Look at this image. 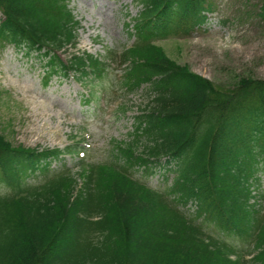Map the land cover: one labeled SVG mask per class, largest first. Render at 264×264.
I'll list each match as a JSON object with an SVG mask.
<instances>
[{
    "label": "trees",
    "instance_id": "1",
    "mask_svg": "<svg viewBox=\"0 0 264 264\" xmlns=\"http://www.w3.org/2000/svg\"><path fill=\"white\" fill-rule=\"evenodd\" d=\"M69 2L0 0V46L43 57L44 86L71 73L89 88L122 66L120 89L146 87L148 100L133 143L105 162L80 159L79 178L57 164L75 148L15 147L0 136V264H264V79L215 87L155 44L197 31L210 3L136 0L128 48L62 60L77 45ZM259 11L264 20V0ZM162 159L173 178L161 190L132 177Z\"/></svg>",
    "mask_w": 264,
    "mask_h": 264
},
{
    "label": "rangeland",
    "instance_id": "2",
    "mask_svg": "<svg viewBox=\"0 0 264 264\" xmlns=\"http://www.w3.org/2000/svg\"><path fill=\"white\" fill-rule=\"evenodd\" d=\"M207 1L210 12L203 26L188 37H169L156 45L169 60L215 87L232 88L240 78L264 79L261 0ZM70 7L79 22L77 45L60 51V59L83 52L103 58L107 52L119 54L131 45L127 24L140 9L136 0H70ZM44 63L34 53L0 46V136L15 147L75 148L76 154H65L60 163L79 178L80 158L105 162L115 147L133 143L134 117L148 100L146 89L129 94L120 89L117 79L123 67L116 64L89 88L70 77H54L44 87ZM88 90L91 101L84 104L81 97ZM79 151L84 155H78ZM131 175L152 188H162L165 179L171 178L165 167L158 166L147 177L136 169ZM37 176L28 179L36 181ZM260 176V190H264V169ZM3 187L0 182V193Z\"/></svg>",
    "mask_w": 264,
    "mask_h": 264
}]
</instances>
